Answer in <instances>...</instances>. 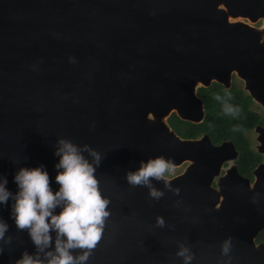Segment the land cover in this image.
Returning a JSON list of instances; mask_svg holds the SVG:
<instances>
[{
    "label": "water",
    "instance_id": "water-1",
    "mask_svg": "<svg viewBox=\"0 0 264 264\" xmlns=\"http://www.w3.org/2000/svg\"><path fill=\"white\" fill-rule=\"evenodd\" d=\"M233 73L264 110V0H0V176L16 193L19 168L43 165L57 191L56 141L88 144L103 157L96 176L111 215L87 264H182L178 242L195 254L191 264H220L229 236L231 264H264V241H254L264 227V162L252 183L232 165L215 187L237 154L233 142L183 138L166 120L175 112L201 121L197 87H229ZM255 130L264 152V125ZM157 156L189 160L165 176L178 195L153 181L165 192L158 201L125 178ZM12 203L0 204L13 238L0 264L35 252Z\"/></svg>",
    "mask_w": 264,
    "mask_h": 264
},
{
    "label": "clouds",
    "instance_id": "clouds-1",
    "mask_svg": "<svg viewBox=\"0 0 264 264\" xmlns=\"http://www.w3.org/2000/svg\"><path fill=\"white\" fill-rule=\"evenodd\" d=\"M54 155L59 157L55 165L57 191L51 188L49 174L43 165L19 168L14 176L16 193L7 189V179L0 176V204L13 201L11 217L17 230L27 231L35 246L34 253L25 250L15 264H87L111 215L108 210L111 201L102 195L96 176L103 159L101 153L88 144L80 146L70 139L59 138ZM173 166L164 156L148 158L140 162L136 171H128L125 178L132 187L148 188L149 197L158 201L165 192L155 187L153 181H163L164 189L179 194V189L165 180V174ZM57 209H60L58 213ZM156 226L165 227L163 217H156ZM7 231L8 224L0 218V253L3 245L10 244L13 239L6 236ZM232 247L231 236L222 241L220 264H231ZM175 255L182 258V264H191L195 256L184 242H178Z\"/></svg>",
    "mask_w": 264,
    "mask_h": 264
},
{
    "label": "trees",
    "instance_id": "trees-1",
    "mask_svg": "<svg viewBox=\"0 0 264 264\" xmlns=\"http://www.w3.org/2000/svg\"><path fill=\"white\" fill-rule=\"evenodd\" d=\"M242 80L235 74L229 87L212 81L208 86L199 85L197 95L203 100L204 117L199 122L180 118L171 112L166 120L169 126L183 138H194L207 133L213 142L231 139L239 150V168L251 175L250 167L257 159H252L254 151L250 133L256 124H264L262 107L243 89ZM250 165H246L245 162ZM170 171L165 175H169Z\"/></svg>",
    "mask_w": 264,
    "mask_h": 264
},
{
    "label": "flooded vegetation",
    "instance_id": "flooded-vegetation-1",
    "mask_svg": "<svg viewBox=\"0 0 264 264\" xmlns=\"http://www.w3.org/2000/svg\"><path fill=\"white\" fill-rule=\"evenodd\" d=\"M235 73H233L232 74V76L234 75ZM236 75V74H235ZM239 78V77H238ZM240 79V78H239ZM232 80V79H231ZM243 82V81H242ZM242 87H243V83H242ZM244 89V88H243ZM245 90V89H244ZM255 101V100H254ZM259 104V103H258ZM260 105V104H259ZM261 106V105H260ZM262 107V106H261ZM263 109V108H262ZM263 112H264V110H263ZM257 125V124H256ZM255 125V126H256ZM259 125H264V124H259ZM255 126H254V128H253V130L250 132V133H248L249 134V136H250V138H251V144H252V147L254 148V151L255 152H257L258 154H259V156L257 155L256 156V154H254L255 156H253V158L252 159H257V162L253 165V166H251L250 167V172H251V175L250 174H248V173H244L243 171H241L239 168L241 167V165L239 164V162L237 161L238 160V157H239V150L237 149V147L235 146V149L237 150V154L234 156V157H232V158H229V159H226V160H224L223 162H222V164H221V168H220V172H219V174L218 175H216L215 176V178H214V180H213V182H212V184L215 186V187H218L217 186V178H218V176L219 175H222L224 172H225V170L227 169V168H229L230 166H232V165H235L236 166V169H237V171L242 175V176H245V177H248L249 178V181H250V183H252L253 182V180H254V178H255V174H254V172H253V169L259 164V163H261V162H264V152H262V151H260L259 149H258V147H257V145L259 144V141H258V139H257V135H258V132L255 130ZM199 137V136H198ZM224 140H231V139H224ZM212 141V140H211ZM223 140H221L220 142H222ZM232 141V140H231ZM213 142V141H212ZM220 142H213V143H215V144H218V143H220ZM233 142V141H232ZM233 144H234V142H233ZM235 145V144H234ZM189 163V160H185L184 162H182L181 164H183V169L185 168V166L187 165ZM246 163V165H250L249 164V162H245ZM180 165V164H179ZM179 172H181V169L179 170V171H177L176 173H170L169 175H165V176H172V175H175V174H177V173H179ZM254 241H255V243H258V242H262V241H264V227L263 228H261L258 232H257V234L255 235V237H254Z\"/></svg>",
    "mask_w": 264,
    "mask_h": 264
},
{
    "label": "rangeland",
    "instance_id": "rangeland-1",
    "mask_svg": "<svg viewBox=\"0 0 264 264\" xmlns=\"http://www.w3.org/2000/svg\"><path fill=\"white\" fill-rule=\"evenodd\" d=\"M237 18L242 20H247L246 18L243 17H237ZM251 23L257 26H261L263 24V19H258L256 22H251ZM180 169L181 171L183 170V164L173 166V168L170 170V173H176Z\"/></svg>",
    "mask_w": 264,
    "mask_h": 264
}]
</instances>
